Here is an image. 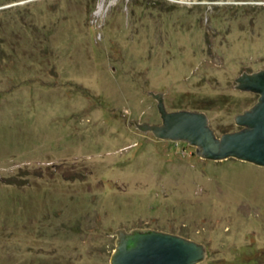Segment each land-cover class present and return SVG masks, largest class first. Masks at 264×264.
I'll return each mask as SVG.
<instances>
[{
  "label": "rangeland",
  "instance_id": "1",
  "mask_svg": "<svg viewBox=\"0 0 264 264\" xmlns=\"http://www.w3.org/2000/svg\"><path fill=\"white\" fill-rule=\"evenodd\" d=\"M262 70L264 0H0V264H111L122 228L264 264V167L130 122L161 93L234 132Z\"/></svg>",
  "mask_w": 264,
  "mask_h": 264
},
{
  "label": "water",
  "instance_id": "2",
  "mask_svg": "<svg viewBox=\"0 0 264 264\" xmlns=\"http://www.w3.org/2000/svg\"><path fill=\"white\" fill-rule=\"evenodd\" d=\"M236 89L259 95L253 106L235 117L240 127L218 136L206 113L192 110L168 111L161 93L158 101L161 124H136L141 131L152 132L162 140L185 141L196 147V154L215 161L235 158L264 167V70L243 73ZM129 122V124H130ZM111 264H199L207 257L205 245L183 236L152 229L122 228Z\"/></svg>",
  "mask_w": 264,
  "mask_h": 264
},
{
  "label": "trees",
  "instance_id": "3",
  "mask_svg": "<svg viewBox=\"0 0 264 264\" xmlns=\"http://www.w3.org/2000/svg\"><path fill=\"white\" fill-rule=\"evenodd\" d=\"M4 181L8 184H14V185L21 183L19 180H17V178H8V179H5Z\"/></svg>",
  "mask_w": 264,
  "mask_h": 264
},
{
  "label": "bare ground",
  "instance_id": "4",
  "mask_svg": "<svg viewBox=\"0 0 264 264\" xmlns=\"http://www.w3.org/2000/svg\"><path fill=\"white\" fill-rule=\"evenodd\" d=\"M101 6V5H100ZM102 8V7H101Z\"/></svg>",
  "mask_w": 264,
  "mask_h": 264
}]
</instances>
